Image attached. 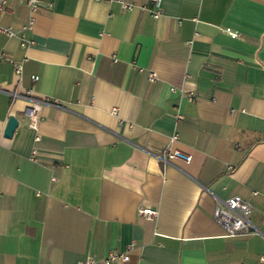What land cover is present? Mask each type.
<instances>
[{
  "label": "crops",
  "instance_id": "0c3cea01",
  "mask_svg": "<svg viewBox=\"0 0 264 264\" xmlns=\"http://www.w3.org/2000/svg\"><path fill=\"white\" fill-rule=\"evenodd\" d=\"M124 2L40 0L27 26L9 0L0 15V264L109 250L128 259L108 264H257L264 0H161L155 18L148 0ZM26 89L48 100L35 128ZM164 145L190 160L161 164ZM231 195L249 202L253 229L224 237L211 209Z\"/></svg>",
  "mask_w": 264,
  "mask_h": 264
},
{
  "label": "built area",
  "instance_id": "2783aa9c",
  "mask_svg": "<svg viewBox=\"0 0 264 264\" xmlns=\"http://www.w3.org/2000/svg\"><path fill=\"white\" fill-rule=\"evenodd\" d=\"M9 0H0V15L5 10L6 4ZM23 3V6L26 7L27 13H28V22L27 26L31 25L32 23V16L37 10L38 4L40 0H18ZM121 3L122 8L128 9L131 7V3L124 2V0H117ZM150 5L152 6V9H150V15L152 18H155L159 15V1L161 0H148ZM0 29L6 34L10 33L9 28H1ZM227 30V29H226ZM230 37L234 36L235 33L228 31ZM20 44H23V40L21 39ZM1 54V53H0ZM14 71L18 73L19 71V65L14 64ZM154 77L153 73H149L148 79L149 81L152 80ZM31 80H35L36 76L31 75ZM29 90L23 91V96L27 99L28 103L23 108V114L28 122V126L31 128H35L38 118H39V110L42 108V106L46 103H48V100L44 97H35L31 96ZM11 96H16L17 94L15 92L9 93ZM190 94V93H188ZM187 99L190 100L191 96L186 95ZM113 109L110 110L112 112ZM174 117L176 120L179 121L181 119V114L176 112L174 114ZM176 138L175 134H172L169 137V141H172ZM35 139V137H34ZM34 150L32 149L31 152ZM155 158L163 165H166L167 163H170L174 160H179L180 162L187 163L190 160V155L184 151H181L177 148L171 147L170 145H164L162 146L157 153L154 155ZM251 207L249 202H247L245 199L241 198L240 196L231 195L226 198L217 199L213 198V206L211 209V218L212 220L220 227L222 230V235L225 236H233L238 235L242 233H246L248 231H251L253 227L250 224L249 221V213H250ZM136 213L139 214L141 217L143 216L146 219H151L155 217L156 215V209L152 207H138L136 210ZM131 244L128 245V247ZM128 259L127 254L124 251H116L115 250H109L105 256L102 258L95 260L92 257L84 258L81 260H78L75 262V264H90L93 262H101L102 264H108L111 262H124ZM257 264H264V251L261 252L257 257Z\"/></svg>",
  "mask_w": 264,
  "mask_h": 264
},
{
  "label": "water",
  "instance_id": "95a60500",
  "mask_svg": "<svg viewBox=\"0 0 264 264\" xmlns=\"http://www.w3.org/2000/svg\"><path fill=\"white\" fill-rule=\"evenodd\" d=\"M16 123H17V120L14 119L13 116L8 115L6 122H5V125L2 129L3 130L2 131L3 136L9 137L11 135L13 129L15 128Z\"/></svg>",
  "mask_w": 264,
  "mask_h": 264
}]
</instances>
